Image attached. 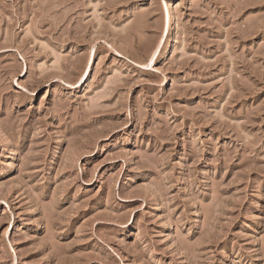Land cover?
<instances>
[{
	"label": "rangeland",
	"instance_id": "374dc122",
	"mask_svg": "<svg viewBox=\"0 0 264 264\" xmlns=\"http://www.w3.org/2000/svg\"><path fill=\"white\" fill-rule=\"evenodd\" d=\"M0 264H264V0H0Z\"/></svg>",
	"mask_w": 264,
	"mask_h": 264
},
{
	"label": "bare ground",
	"instance_id": "6f19581e",
	"mask_svg": "<svg viewBox=\"0 0 264 264\" xmlns=\"http://www.w3.org/2000/svg\"><path fill=\"white\" fill-rule=\"evenodd\" d=\"M171 23V16L168 8L164 9V13L162 14V27L166 32L169 29Z\"/></svg>",
	"mask_w": 264,
	"mask_h": 264
}]
</instances>
